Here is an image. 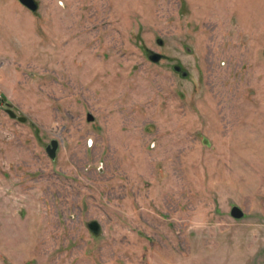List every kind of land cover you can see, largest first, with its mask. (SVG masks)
<instances>
[{"label": "rangeland", "instance_id": "1", "mask_svg": "<svg viewBox=\"0 0 264 264\" xmlns=\"http://www.w3.org/2000/svg\"><path fill=\"white\" fill-rule=\"evenodd\" d=\"M36 1L0 0V264H264V0Z\"/></svg>", "mask_w": 264, "mask_h": 264}, {"label": "water", "instance_id": "2", "mask_svg": "<svg viewBox=\"0 0 264 264\" xmlns=\"http://www.w3.org/2000/svg\"><path fill=\"white\" fill-rule=\"evenodd\" d=\"M24 5H26L27 7H29L30 9H32L33 11H36L38 9V2L36 0H20ZM161 54L160 53H153L150 58L155 61L158 62L161 59ZM2 97L0 96V102L2 101ZM88 119L89 120H94V116L92 114L88 115ZM59 148V141L58 139H53L51 141V143L48 145L47 147V151L50 154V156L55 159L57 156V150ZM232 215L235 217H243L244 216V211L242 210L241 207H239L238 205L233 206L232 208ZM90 227L95 231L98 232L99 231V223L97 221H92L90 223Z\"/></svg>", "mask_w": 264, "mask_h": 264}]
</instances>
